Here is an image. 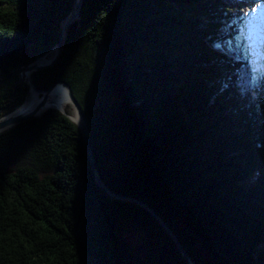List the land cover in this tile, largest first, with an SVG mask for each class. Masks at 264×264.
Instances as JSON below:
<instances>
[{"label": "trees", "instance_id": "trees-1", "mask_svg": "<svg viewBox=\"0 0 264 264\" xmlns=\"http://www.w3.org/2000/svg\"><path fill=\"white\" fill-rule=\"evenodd\" d=\"M74 5L0 0V117L24 102L20 75L57 45ZM232 11L84 0L61 57L31 75L39 90L71 86L101 182L151 207L195 264H264V83L226 49L241 33ZM67 115L0 134V264H187L143 208L98 188Z\"/></svg>", "mask_w": 264, "mask_h": 264}, {"label": "water", "instance_id": "water-1", "mask_svg": "<svg viewBox=\"0 0 264 264\" xmlns=\"http://www.w3.org/2000/svg\"><path fill=\"white\" fill-rule=\"evenodd\" d=\"M84 0H79L77 2V0H75V5L73 6V10L71 12V14L69 15V17L64 20L61 24V29H60V34H58V43L57 45L54 47L57 51L55 57L48 62L47 64H42V65H36L35 63L37 61H35L32 64H29L22 72V74L19 77V82L23 81L22 79V75L31 72L32 74L37 73L40 70L43 69H48V68H52L55 64V62L58 61V59L61 57L62 52H63V48L65 45V38H66V34L67 31L69 29V27L71 26V24L73 22H76L80 19L81 16V8L83 6ZM53 48V49H54ZM27 83L31 86H33L36 91L43 93L42 94V101L37 104V106L27 112L26 114H16V112L19 110V108L23 105V103H25L26 97L24 102L18 107L15 108L13 111H11L10 113H8L7 115H5L4 117H0V134L5 133L6 131L11 130L12 128H16L19 124H21L24 121L27 120H33L36 118H39L41 116H43V114H45L47 111L51 110V109H47V104H48V96L50 94V92L52 90H54V88L56 87L57 84H62L64 86H66L68 88V96L69 99L71 101V103L73 104L72 106L75 108V110L77 111V113L80 115L81 117V124H77L75 121L72 120V117L70 115H67L66 113H64L61 110H58V108H53L55 110H58L60 113L67 115L70 120L72 121V123H74L75 125H77L80 130H81V135L85 141V143L87 144V157L89 160V164L91 167V170L93 172L94 175V181L96 183V185L98 186V188L102 191H104L105 193H107V195L112 199V200H116V201H123V202H129V203H133L141 208H143L162 228L163 230H165V232L167 233V235L169 236V238L174 242L175 246L177 247V249L181 252V254L183 255L185 261L187 264H195L194 261L191 259V257L189 256V254L187 253V251L184 249L183 245L181 244L178 236L170 229V227L163 221V219L151 208L149 207L146 203L142 202L141 200L132 197V196H127V195H120V194H112V192H110L109 189H107V187L101 182V180L99 179V175H98V171L97 168L95 166V158L92 152V146L90 143V139H89V126L87 123V118L86 115L84 113V111L82 110L80 103L78 102V100L75 98V96L73 95V90L71 88V86L65 82L62 81H56L49 89L47 90H39L37 89L34 84H33V79L31 78V82L27 81ZM43 91V92H42ZM29 92V90H28ZM8 107H6L4 110H0L2 112L7 111ZM142 252H144V250L142 249ZM137 256H140V253L137 252L136 253Z\"/></svg>", "mask_w": 264, "mask_h": 264}, {"label": "rangeland", "instance_id": "rangeland-1", "mask_svg": "<svg viewBox=\"0 0 264 264\" xmlns=\"http://www.w3.org/2000/svg\"><path fill=\"white\" fill-rule=\"evenodd\" d=\"M224 3L225 7H232V12L236 16V24L240 26L241 33L234 37L226 49H233L236 53L238 61H243L248 65L252 73H254L253 80L257 84L264 83V30L260 25L252 26L250 17H257L261 5L255 7L258 3L254 1L252 4L248 0H218ZM251 23V24H250ZM247 24V25H246ZM261 25L264 26V19H261ZM128 241L134 246L135 251L142 254L143 245L141 242V235L139 233H132L128 236Z\"/></svg>", "mask_w": 264, "mask_h": 264}, {"label": "bare ground", "instance_id": "bare-ground-1", "mask_svg": "<svg viewBox=\"0 0 264 264\" xmlns=\"http://www.w3.org/2000/svg\"><path fill=\"white\" fill-rule=\"evenodd\" d=\"M79 0H77L78 2ZM250 4H252L254 1H257L258 3L255 5L257 6L261 5L262 0H248ZM257 17H254V29L255 30V24L260 25V27L264 30V26L261 25V19H264V3L259 9V12L256 14ZM251 18V17H250ZM251 24V23H250ZM247 25V24H246ZM57 51L56 49H52L50 52L45 54L39 61L35 63L36 65H42L47 64L50 62L56 55ZM31 75L32 73H26L22 75L23 80H27L31 82ZM25 80V81H26ZM68 88L62 84H57L54 90H52L48 96V104L47 109H53L58 108V110L63 111L64 113H68L72 120L75 121L77 124H81V117L75 110V108L72 106L69 96H68ZM43 92V91H42ZM42 94L41 92L36 91V89L31 86L28 92V95L26 97L25 103L19 108V110L16 112V114H26L27 112L33 110L37 104H39L42 101Z\"/></svg>", "mask_w": 264, "mask_h": 264}]
</instances>
